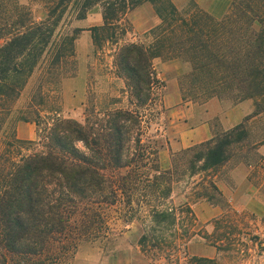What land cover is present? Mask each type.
<instances>
[{
  "label": "trees",
  "instance_id": "1",
  "mask_svg": "<svg viewBox=\"0 0 264 264\" xmlns=\"http://www.w3.org/2000/svg\"><path fill=\"white\" fill-rule=\"evenodd\" d=\"M229 2L225 15L215 18L192 0L182 8L172 0H0V264H70L81 242L107 237L104 209L120 203L127 215H141L142 252L170 259L194 237L209 239L194 231L188 199L172 203L179 168L195 174L223 164L231 145L247 137L249 119L179 153L181 167L161 170L156 161L151 167L143 162L158 150L142 142L139 110L161 85L153 60H177L187 67L180 82L184 102L252 100L253 116L264 117V0ZM145 4L159 24L143 40L124 39L131 31H122L121 22ZM96 6L102 25L89 29L92 47L116 46L113 77L123 83L126 103L114 99L79 122L61 117V84L76 72L66 66L83 29H67L64 22L68 16L85 20ZM16 110L15 121L35 126V140L19 139L9 127ZM209 186L226 203L215 184ZM222 221L214 220L216 250L228 234L220 233Z\"/></svg>",
  "mask_w": 264,
  "mask_h": 264
},
{
  "label": "rangeland",
  "instance_id": "2",
  "mask_svg": "<svg viewBox=\"0 0 264 264\" xmlns=\"http://www.w3.org/2000/svg\"><path fill=\"white\" fill-rule=\"evenodd\" d=\"M192 1L204 11L208 9L218 11L226 1L229 2V0ZM172 2L178 8H182L188 0H172ZM150 7V5L145 4L125 17L121 22V30L130 28L131 32L124 39L143 40L142 35L148 30L136 31L133 25L136 20L140 28L152 26L155 22L159 24L158 17L155 15L153 8L150 9ZM37 15L40 16L39 13ZM87 17L89 18L86 22L85 20H73L68 16L64 22V24H68L67 29H83L75 42L74 56L66 66L72 67L70 72L74 69H76V72H73L74 74L61 84V117L79 122H84L85 116L89 115L92 109H95L96 112L105 109L114 99L121 97L126 103L125 96L121 95L124 85L120 80L113 77L112 62L116 46L113 42H105L99 49L92 47L89 29L102 25L101 8L99 6L94 7ZM154 61L168 63L155 59L152 62L153 67H158L154 64ZM186 71L187 67H185L182 75ZM38 73L34 74L28 87L20 97L18 108L25 102ZM182 75L178 78L179 90ZM160 84L150 101L139 110L143 114L142 142L147 144L146 146L157 149L158 152L165 146L164 139L156 137L155 132L156 129L159 132L165 124L161 117L163 111L162 98L164 96L162 87L164 84L162 82ZM223 101L231 103L230 100ZM203 103H205L204 98L192 104ZM16 117L17 110L11 118L10 122L12 124L9 122L8 125L9 127L14 126L17 137L21 140H35V126L31 123L17 122L15 121ZM134 136L135 134H133ZM261 146H264V117L252 120L247 137L242 142L231 145L227 160L217 168L195 174L192 173L193 170L190 168H179L182 173L177 175V180H179L174 185L172 203L178 205L188 199L193 204L200 197L199 201L218 207L221 210L218 217L206 224L197 222L194 228V231L200 235H210L209 239L204 240L200 237H194L185 246L184 250L180 248L179 252L170 259L159 251H157L158 253L155 252L153 256L152 249L148 253L142 252L138 240L143 233V224L137 219L141 215H127L125 205L120 203L115 207L104 209L108 226L107 237L97 242H81L70 264H102L104 262L111 264L115 261H117V264H196L191 260L193 257L214 260V264H264V215L248 211H235L227 201L226 203L220 202L221 198L209 186L213 182L221 192L220 183L231 182L229 178L231 170L240 165L251 166L252 169L248 177L252 181V185L255 186L254 188L258 190V196L264 202V163H262V158L258 152ZM192 155L193 152L188 153L186 157ZM181 158L179 153L171 157V164L168 169L172 167L173 163L181 167L179 163ZM154 161L158 163L161 170H164L159 164L158 153L143 162L149 163L148 167H151L155 163ZM205 196H208L209 199L213 197V200L208 201ZM220 217L223 220L220 233L225 234L226 232L228 234L226 238H222L221 243L216 244L217 247L220 245V250H216L213 246L214 243H217V236H213L214 220Z\"/></svg>",
  "mask_w": 264,
  "mask_h": 264
},
{
  "label": "crops",
  "instance_id": "3",
  "mask_svg": "<svg viewBox=\"0 0 264 264\" xmlns=\"http://www.w3.org/2000/svg\"><path fill=\"white\" fill-rule=\"evenodd\" d=\"M228 8L229 2L226 1L218 11L209 9L206 11L215 18H221ZM88 18L85 19L86 22ZM133 25L136 31H147L157 26L158 22L152 26L140 28L136 20ZM154 64L158 66L152 67L156 79L164 84L162 87L164 96L162 98L163 111L161 117L165 124L159 132L158 129L155 130L156 137L163 138L165 141L164 148L158 152L159 164L164 170L170 167L171 157L174 155L209 142L243 124L248 119L251 123L252 120L259 118V116H253L255 105L252 100H245L236 104L218 99H210L203 104L184 102L180 94L178 78L186 66L177 60L168 63L154 61ZM258 152L262 158V163H264V146H261ZM250 167L240 165L231 170L229 173L231 182H219L220 190L235 211H248L264 215V202L258 196V190L254 188L255 186L252 185V181L248 177L252 169ZM191 207L197 222L204 224L221 214L218 207L199 200L194 202ZM102 264L110 263L104 262ZM111 264H117V261Z\"/></svg>",
  "mask_w": 264,
  "mask_h": 264
}]
</instances>
